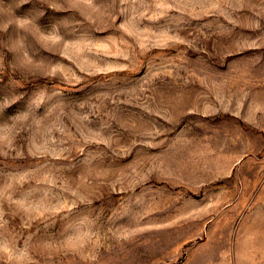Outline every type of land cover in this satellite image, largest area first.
Here are the masks:
<instances>
[{"label":"rangeland","instance_id":"rangeland-1","mask_svg":"<svg viewBox=\"0 0 264 264\" xmlns=\"http://www.w3.org/2000/svg\"><path fill=\"white\" fill-rule=\"evenodd\" d=\"M0 264H264V0H0Z\"/></svg>","mask_w":264,"mask_h":264}]
</instances>
